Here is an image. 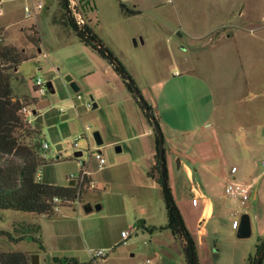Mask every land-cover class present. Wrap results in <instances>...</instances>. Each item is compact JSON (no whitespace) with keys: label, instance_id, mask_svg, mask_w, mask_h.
Here are the masks:
<instances>
[{"label":"rangeland","instance_id":"374dc122","mask_svg":"<svg viewBox=\"0 0 264 264\" xmlns=\"http://www.w3.org/2000/svg\"><path fill=\"white\" fill-rule=\"evenodd\" d=\"M37 2L42 7L26 16L24 7H32ZM71 2L76 7L74 16L78 19V13L92 27L132 77L136 57L139 63L153 70H164L172 65L174 56L183 54L197 55L213 79L217 71L221 76L232 73V68L239 66L242 60L245 74L250 70L255 84L264 86V0ZM121 3L140 12L126 14ZM0 8V25L7 30L0 26V44L13 45L18 50L24 48L28 56L14 73L17 78L11 80L13 95L20 99L22 108H26L21 112L29 125L39 130L40 142L48 143L45 155L42 150L39 152L44 164L38 169L37 179L80 191L75 200L59 201V209H54L51 216L0 210V230L16 237L29 233L37 236L46 247L40 249L30 238L14 242L0 235V250L23 251L29 264L32 254L38 255V264H52L56 255H75L86 260L81 262H90L92 250L96 249L106 253V259L100 264H185L182 250H177L168 233H157L151 238L150 232L134 227L138 208L133 197L138 195L143 198L144 194L152 202L154 221L166 218L159 185L142 174L143 163L133 154L135 143L144 139L140 134L142 113L133 95L106 60L82 43L69 26L60 23L62 10L58 0H1ZM53 17L59 22H54ZM30 28L38 31V45L27 40L26 34H32ZM226 30L234 31L236 41L225 43L222 40L213 47L205 44L206 41L215 42ZM67 76L79 86L78 91L66 80ZM38 77L45 82L43 93L33 87ZM133 79L136 84L140 83L138 78L137 81ZM49 81L53 92L46 86ZM206 102L209 106V100ZM95 131L101 135L100 145L95 141ZM16 136L22 143L34 144L33 135L28 137L25 132L18 131ZM79 150L82 155L76 157L74 153ZM98 151L104 158L102 167L95 157ZM10 161L20 159L0 153V163ZM234 161L231 158L227 162V170ZM262 161L264 154L258 156L260 170L264 169ZM82 169H86L83 180L80 177ZM245 172L247 177L249 172ZM71 180L74 184L69 185ZM260 186L262 194L257 200ZM250 191L243 209L250 205L248 209L252 215L256 211L264 223L263 174ZM96 204L102 207L97 209ZM249 215L252 225L254 218ZM230 221L223 222L225 225L217 234L212 233L216 229L214 224L208 223L211 238L201 249L202 264H247L248 255L255 252L256 233L238 238ZM122 230L131 233L125 243L119 240ZM121 246L124 248L119 249ZM159 248L168 253L160 252Z\"/></svg>","mask_w":264,"mask_h":264},{"label":"crops","instance_id":"0c3cea01","mask_svg":"<svg viewBox=\"0 0 264 264\" xmlns=\"http://www.w3.org/2000/svg\"><path fill=\"white\" fill-rule=\"evenodd\" d=\"M0 26L5 29L4 25ZM232 32L234 34L233 30L223 31L221 33L223 35L220 34L215 42L206 41L205 44L213 47L222 40L225 43L236 41ZM135 60L136 65L131 71L136 81L138 78L140 82L137 83L138 87L145 100L152 106L154 117L161 128L170 185L196 242L200 264H202L201 249L211 238L209 222L216 227L212 233L217 234V230L221 229L225 225L223 222L226 223L227 220H231V228L235 229L233 221L243 212H248L254 218L251 234L255 232L257 239L264 237V223L261 222L256 211L252 215V211L248 209L250 205L246 210L243 209L242 205L246 202L241 204L238 199L229 196L225 191L230 182L249 184L253 188L255 181L262 174L264 178V169L260 170L258 163V156L264 154V86L255 84L250 70L245 74V64L242 60H239V66L232 68L233 72L227 76H221L217 71L215 79L207 74L205 67L203 68L204 62L198 61L197 55L174 56L172 65L164 70H153L152 67L139 63L137 57ZM247 65L246 67L250 68ZM13 77L17 78L16 75ZM238 77L239 81H237ZM206 100H209V106ZM140 112L142 113V116H139L140 134L144 139L135 143L133 154L143 163L142 174L153 181L154 178L148 173L156 161L155 130L143 112L141 110ZM231 158L235 161L227 170L225 166ZM237 164L242 171H239ZM262 165L264 166V161ZM233 166L236 167L234 172L231 171ZM246 170L249 172L247 177ZM261 194L260 186L257 200L260 199ZM133 201L138 208V218L135 219L134 224L136 230L149 232L146 227L166 223V210L165 221L156 222L152 219L155 214L154 206L146 195L143 194V198L139 195L137 198L133 197ZM138 220H143V225L140 227L137 226ZM157 233H168L177 250H182L179 240L171 229L154 230L150 232V237L154 238ZM35 238L38 239L37 236ZM119 240L123 242L122 238ZM42 246L46 249L45 245ZM121 248L124 246L119 249ZM159 249L160 252L168 253L164 248ZM11 251L18 250L11 249ZM148 251H151L150 247ZM65 257H74L80 262L86 261L75 255H56L54 260ZM105 259L106 256L103 260Z\"/></svg>","mask_w":264,"mask_h":264},{"label":"trees","instance_id":"16d2710c","mask_svg":"<svg viewBox=\"0 0 264 264\" xmlns=\"http://www.w3.org/2000/svg\"><path fill=\"white\" fill-rule=\"evenodd\" d=\"M61 6L62 21L69 26L78 39L96 51L100 57L106 60L113 71L121 78L128 91L133 95L137 105L143 112L151 126L152 106L145 100L133 77L122 61L103 42L99 35L87 22L80 23L74 16L75 6L71 5V0H58ZM121 8L126 14H137L140 11L127 8L123 3ZM54 22H59L55 20ZM32 34L27 33L29 42L39 44L40 36L37 30L30 28ZM25 49L18 50L13 45L0 44V153L15 155L20 161H10L6 164L0 163V210L12 209L17 211L32 212L51 216L59 207V201L63 199L75 200L80 195L75 187L60 186L43 183L36 177L39 167L44 164L39 156L41 142L39 130L31 127L24 118L22 102L13 95L11 80L17 72L22 61L27 59ZM145 103L150 112L144 109ZM154 115V114H153ZM23 131L26 136H32L34 144L22 143L17 138L16 133ZM154 131V130H153ZM155 133V164L149 171V176L154 178L161 189V195L166 210L167 221L164 225L148 226L145 229L149 232L154 230L171 229L181 244L185 264H200L197 245L190 232L182 212L174 198L172 187L169 181L167 160L165 150L159 151V137ZM80 177L85 179L86 169L81 170ZM143 225V220L137 221V226ZM34 230H36L34 228ZM33 230V231H34ZM0 235H4L10 241L20 242L26 238L37 242L40 249H43L40 241L29 233H22L16 237L11 232L0 230ZM262 264L264 259V237L258 239L255 245V252L249 255L247 264ZM56 261V262H55ZM91 262V261H90ZM90 262H80L74 257L54 260L55 264H91ZM0 264H29L28 258L21 251H1Z\"/></svg>","mask_w":264,"mask_h":264},{"label":"built area","instance_id":"2783aa9c","mask_svg":"<svg viewBox=\"0 0 264 264\" xmlns=\"http://www.w3.org/2000/svg\"><path fill=\"white\" fill-rule=\"evenodd\" d=\"M170 1L171 0H168V2H170ZM71 5L74 6L73 4H71ZM41 7H42V4L40 2H37L32 7L25 6L24 10L26 11V16H29L32 12H34L37 9H40ZM0 13H1V8H0ZM77 15H78V21L80 23L84 22L78 13H77ZM1 40H2V36L0 34V41ZM33 87L36 88L35 89L36 91L41 92V93H43L46 89L45 82L40 77H38L34 80ZM87 105L90 106V103H88ZM22 109H23L22 110L23 112L26 111V108L23 107ZM47 148H48V143L46 141L41 143L40 151L42 150L43 156L45 155V151ZM95 157L98 160L99 166H103L104 158L100 154V151H98V153L95 154ZM235 169H236V167L233 166L231 168V171L234 172ZM39 176H40V172L38 170L36 177L38 178ZM250 190H251V186L249 184H242V183H238V182H230L227 184V186L225 188L226 193L229 196L238 199L241 204H244L248 200L250 192H251ZM54 201L59 202V199L55 198ZM238 225H239V220L238 219L234 220L233 221V227L236 229L238 227ZM130 235H131L130 231H122L121 236H122L123 242H125L130 237ZM105 256H106V253L101 249L92 250V253L90 255L91 264H100V261L102 259H104ZM52 264H55V263L52 262Z\"/></svg>","mask_w":264,"mask_h":264},{"label":"water","instance_id":"95a60500","mask_svg":"<svg viewBox=\"0 0 264 264\" xmlns=\"http://www.w3.org/2000/svg\"><path fill=\"white\" fill-rule=\"evenodd\" d=\"M66 80L70 83V85L73 87V89L75 91L79 90V86H77V84L72 81L71 76H67ZM46 86L50 90V92L54 91V89L52 88V83L50 81L46 82ZM143 106H144V109L147 112H150L148 106L145 103H143ZM93 107H96V103L93 104ZM150 116H151L150 118L152 120L153 128H154L157 136L159 137V151H160V153H162L164 151L163 134H162L161 128L159 126V123L155 119L154 115L151 114ZM94 138H95V141H96L97 144L100 145L102 143V138H101V135H100V133L98 131L94 132ZM117 149L119 151L121 148L118 147ZM74 155L76 157L81 156L82 155V151H80V150L76 151L74 153ZM72 184H74V180H71V182L69 183V185H72ZM86 207H87V210L91 209V206L89 204ZM100 207H101L100 204H96L95 205V208H97V209H99ZM250 235H251V221H250L249 214L248 213H242L240 215L239 225L236 228V236L238 238H247ZM30 258H31V264H38V255L37 254H32L30 256ZM259 261H260V258L257 259V264L259 263Z\"/></svg>","mask_w":264,"mask_h":264}]
</instances>
